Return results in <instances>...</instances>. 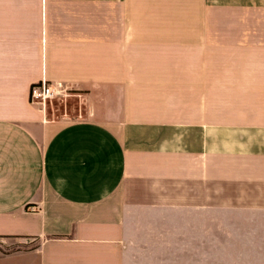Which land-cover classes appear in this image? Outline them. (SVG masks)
I'll use <instances>...</instances> for the list:
<instances>
[{"label": "crops", "instance_id": "crops-1", "mask_svg": "<svg viewBox=\"0 0 264 264\" xmlns=\"http://www.w3.org/2000/svg\"><path fill=\"white\" fill-rule=\"evenodd\" d=\"M132 250L264 264V0H0V264Z\"/></svg>", "mask_w": 264, "mask_h": 264}, {"label": "rangeland", "instance_id": "rangeland-1", "mask_svg": "<svg viewBox=\"0 0 264 264\" xmlns=\"http://www.w3.org/2000/svg\"><path fill=\"white\" fill-rule=\"evenodd\" d=\"M47 112L51 119L74 121L91 117L88 103L83 95H72L65 99H54L47 104ZM148 260H145L147 263ZM136 252L131 251L130 264H143Z\"/></svg>", "mask_w": 264, "mask_h": 264}, {"label": "built area", "instance_id": "built-area-1", "mask_svg": "<svg viewBox=\"0 0 264 264\" xmlns=\"http://www.w3.org/2000/svg\"><path fill=\"white\" fill-rule=\"evenodd\" d=\"M77 94L78 93L68 84H54L43 80L31 85L30 101L47 111V104L49 101H53L54 99H65Z\"/></svg>", "mask_w": 264, "mask_h": 264}]
</instances>
